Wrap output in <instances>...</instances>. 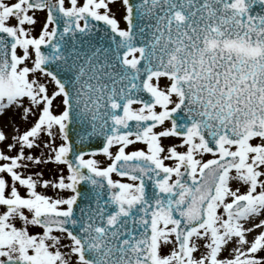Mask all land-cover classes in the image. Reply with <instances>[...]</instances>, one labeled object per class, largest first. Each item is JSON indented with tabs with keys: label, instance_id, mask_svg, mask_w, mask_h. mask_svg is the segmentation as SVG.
Listing matches in <instances>:
<instances>
[{
	"label": "snow or ice",
	"instance_id": "snow-or-ice-1",
	"mask_svg": "<svg viewBox=\"0 0 264 264\" xmlns=\"http://www.w3.org/2000/svg\"><path fill=\"white\" fill-rule=\"evenodd\" d=\"M0 264H264V0H0Z\"/></svg>",
	"mask_w": 264,
	"mask_h": 264
},
{
	"label": "rangeland",
	"instance_id": "rangeland-1",
	"mask_svg": "<svg viewBox=\"0 0 264 264\" xmlns=\"http://www.w3.org/2000/svg\"><path fill=\"white\" fill-rule=\"evenodd\" d=\"M114 11H116V15H117V17H119L120 16V14H121V12H122V9H119V8H114ZM43 14H41V16H42ZM101 159H103L102 157H101ZM51 167V166H50ZM45 175L46 176H49L50 174H49V172H48V170L47 169H45ZM42 191H46L48 194H53V190H51V189H47V190H44V189H41Z\"/></svg>",
	"mask_w": 264,
	"mask_h": 264
}]
</instances>
